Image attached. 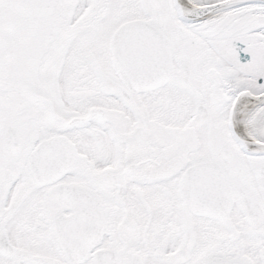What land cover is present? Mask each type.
Listing matches in <instances>:
<instances>
[{
    "label": "snow or ice",
    "instance_id": "6c2138e0",
    "mask_svg": "<svg viewBox=\"0 0 264 264\" xmlns=\"http://www.w3.org/2000/svg\"><path fill=\"white\" fill-rule=\"evenodd\" d=\"M0 264H264V0H0Z\"/></svg>",
    "mask_w": 264,
    "mask_h": 264
}]
</instances>
